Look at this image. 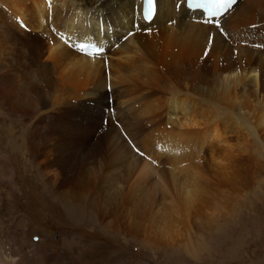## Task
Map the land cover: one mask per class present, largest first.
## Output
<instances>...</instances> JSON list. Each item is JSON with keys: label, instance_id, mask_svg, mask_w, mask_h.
I'll return each instance as SVG.
<instances>
[{"label": "bare ground", "instance_id": "bare-ground-1", "mask_svg": "<svg viewBox=\"0 0 264 264\" xmlns=\"http://www.w3.org/2000/svg\"><path fill=\"white\" fill-rule=\"evenodd\" d=\"M140 9L141 0H0V113L6 116L0 132L10 119L19 122L21 150L39 159L41 180L68 202L62 211L85 202L109 233L132 236L140 249L157 255L152 247L174 236L164 229L179 232L181 225L187 238L194 230H219L227 212L222 201L238 193L234 179L223 184L206 171V155L211 159L215 145L228 143L218 122L207 124L208 114H232L264 145L258 134L264 127V0H236L214 18L219 28L186 9L184 0H156L148 23ZM89 42L103 45L105 53L91 57L73 47ZM135 103L143 117L126 124ZM145 120L161 126L157 131L163 129L167 140H188L195 149L169 150L168 170L158 169L150 153L139 159L128 136ZM120 128L125 134H118ZM73 129L81 130L75 141L69 139ZM15 130L9 128L10 135ZM156 190L165 197L160 218L166 227L154 225L145 242L138 198L144 202ZM25 221L20 217L17 226L26 227ZM46 232L37 233L50 237ZM69 243L67 253L81 256L82 241ZM22 249L0 245V264H27ZM34 255L35 264H72L62 254Z\"/></svg>", "mask_w": 264, "mask_h": 264}, {"label": "rangeland", "instance_id": "rangeland-1", "mask_svg": "<svg viewBox=\"0 0 264 264\" xmlns=\"http://www.w3.org/2000/svg\"><path fill=\"white\" fill-rule=\"evenodd\" d=\"M89 43L93 44L92 42ZM96 46L99 47L98 45ZM100 46L104 54L105 48L103 45ZM83 54L88 55L84 52ZM88 56L94 57L93 54ZM125 103L124 105L128 104ZM134 106L136 107V103ZM137 107V111L133 108L131 112L135 111V114L137 112L139 116L141 114H139ZM135 114L129 116L125 123L132 124L138 118L143 117H137V115L135 117ZM208 115L206 119L211 120L212 123L210 121L207 122L206 119L204 121L208 125L218 122L220 131H222L221 133L228 143L227 145H215L214 148L217 151L213 150L212 146V160L208 155L205 157L206 171L210 176L212 175L211 177H213L214 181L217 179V181L220 180L223 184H227L234 179L238 183V193L236 192L235 198H229L227 193L228 187L230 188L229 185H224L222 188L223 196L229 198L230 201L228 199L222 201V203L224 202L221 204L222 210L227 212H223L222 225L219 230L214 231L207 228L205 229V235L200 230H194L191 233L192 235L187 238L186 232L183 231V226L181 225L178 228L180 229L179 232H171L164 229L166 223L160 216L165 209L166 201L164 195L160 191L157 192L158 189L155 191V195L153 194L152 197H149L150 200L149 198L145 199L148 200L146 202L145 200L143 202L142 199L144 198H141L142 201L138 198L139 204L142 205L144 203L142 205L144 209L141 207L144 210L143 215H141L143 216V220L141 219L143 224L141 223V226L142 228L144 226L143 229L141 228L142 239L147 242L155 229L154 225L158 226L159 224V227L162 224L160 228H163L164 232L174 235L170 243L166 242L165 244L162 243L161 246L159 244L152 247L157 255L148 252L149 249L147 248H141V250L139 244L133 242L132 236L109 233L96 220L94 215L92 216V214L87 212L88 204L85 202L78 205L80 209L76 207L70 209V211L66 210V214L62 210H65L64 208L68 202L64 203L63 198L55 194L45 178L43 181L41 180L43 173H40L39 159L27 151L21 150L22 132L19 130V122H15L16 119L12 118L7 121V126H9L6 127L8 129L5 133L0 132V245H3L6 250L14 246L20 249L23 248L22 253L27 264L36 263L35 255L30 258L31 252L45 255L50 253L62 254L66 261L72 262V264H153L151 257H156L157 262L155 264L158 262L159 264H264V145L261 141L258 143L248 136L247 131L243 127L244 122L235 120L237 118L232 114L224 112L216 114L218 116ZM5 119L6 116L0 113V125ZM129 120L134 121L131 122ZM144 122L147 123V120ZM144 122L142 123L146 124ZM142 123L141 129L138 127L139 129L137 130L139 131H136L138 133L129 132L128 140L131 138L129 140L130 143L127 138L125 142L129 143H127L129 147L136 151L134 155L136 157L139 156L138 158L141 160L147 157L149 159L148 154L150 153L158 169L168 170L169 165L167 166V163L172 159L168 153L169 150L172 153L177 150L180 154H183L186 148L188 153L195 149L193 148L194 144L188 140H167L165 131L163 129L160 131L161 126H159L160 130L158 129L159 131H157L159 127L151 124V122L146 125ZM11 127H14V130L17 128L14 135H10L9 128ZM166 127L168 128V126ZM122 129L120 128V131H118L119 135L126 133V128L123 129L125 133H123ZM258 129L260 137L263 136L264 127ZM73 130H71V133H74L75 138H73L74 135L71 136L69 133V139H74L75 141L79 138L77 135H79V132L81 133V130L77 131L75 129L77 133ZM262 138L264 139V136L260 140H263ZM9 142L10 144H8ZM255 142H257L256 145ZM149 147L151 150H148ZM217 152L219 153L217 154ZM73 154L75 155V153ZM191 154L189 161L194 158L193 152ZM245 155L248 157H246L247 159L244 158ZM241 159H244L245 162L244 160L241 162ZM189 161L188 163H190ZM11 176H13V179H11ZM234 176L236 178H233ZM228 178L229 182H227ZM13 181L18 186L19 192L13 190ZM43 182L46 185L42 184ZM141 190H139V193ZM141 193L143 192L141 191ZM142 195L140 197H145ZM151 199L153 202H150ZM69 205L71 206L72 203L69 202ZM217 216L219 217L220 214H217ZM20 217H24L27 220V222L25 221L27 223L26 227L22 223L17 226ZM40 230L47 231L49 234L51 232V235L48 234L50 237H39L37 232ZM177 233H180V235H176ZM12 234L15 235L14 243ZM19 239L22 241L20 242ZM72 239L82 241V245H79L81 256L77 251L73 254L75 257H71L70 253H67L66 246L70 245L69 242ZM14 253L16 252L14 251ZM78 256L80 257L78 258ZM144 257L146 258L145 260H143Z\"/></svg>", "mask_w": 264, "mask_h": 264}, {"label": "snow or ice", "instance_id": "snow-or-ice-1", "mask_svg": "<svg viewBox=\"0 0 264 264\" xmlns=\"http://www.w3.org/2000/svg\"><path fill=\"white\" fill-rule=\"evenodd\" d=\"M235 3L236 0H188V7L191 9L206 10L208 17L206 22L215 23V26L219 28L221 26L219 25L218 21L214 20V18L222 16L223 13ZM143 10L145 13V19L151 20L155 15L156 0H143ZM73 47H77L81 52H84L88 55L93 54V52L88 51L89 48L94 49L95 53L97 54L103 51L102 48H99L95 44L91 43L88 45H73Z\"/></svg>", "mask_w": 264, "mask_h": 264}]
</instances>
